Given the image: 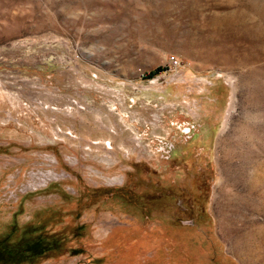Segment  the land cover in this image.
Segmentation results:
<instances>
[{
  "label": "rangeland",
  "instance_id": "rangeland-1",
  "mask_svg": "<svg viewBox=\"0 0 264 264\" xmlns=\"http://www.w3.org/2000/svg\"><path fill=\"white\" fill-rule=\"evenodd\" d=\"M254 2L0 0V264H264Z\"/></svg>",
  "mask_w": 264,
  "mask_h": 264
},
{
  "label": "bare ground",
  "instance_id": "bare-ground-1",
  "mask_svg": "<svg viewBox=\"0 0 264 264\" xmlns=\"http://www.w3.org/2000/svg\"><path fill=\"white\" fill-rule=\"evenodd\" d=\"M251 12H253L255 15H259V14H263L264 15V3H257V2H254L252 5L249 6ZM236 16L232 17L230 20L232 25H233V28L235 30H246V31H252V32H259L261 33L262 31L261 30H258V29H254L253 27H249V24L251 23V17H245L243 16V14L240 12H237L235 14ZM226 21L229 22V20L225 19ZM250 22V23H249ZM230 26V24H229Z\"/></svg>",
  "mask_w": 264,
  "mask_h": 264
},
{
  "label": "flooded vegetation",
  "instance_id": "flooded-vegetation-1",
  "mask_svg": "<svg viewBox=\"0 0 264 264\" xmlns=\"http://www.w3.org/2000/svg\"><path fill=\"white\" fill-rule=\"evenodd\" d=\"M183 133L185 135V137L189 140L191 139V137L193 136V134L195 133V131H197V127L195 126V124H188L182 127ZM175 149V144L172 141H167V140H163L162 144H161V153L163 155L164 159L169 160L173 151Z\"/></svg>",
  "mask_w": 264,
  "mask_h": 264
},
{
  "label": "trees",
  "instance_id": "trees-1",
  "mask_svg": "<svg viewBox=\"0 0 264 264\" xmlns=\"http://www.w3.org/2000/svg\"><path fill=\"white\" fill-rule=\"evenodd\" d=\"M10 242V240L9 239H6V240H2V241H0V244H1V246L3 245H5V246H7V244ZM9 245V244H8ZM31 249H33L32 248V246H31V243L30 242H27V243H25L24 244V246L22 247V248H20L19 250H18V252H17V254H15L16 255V257H18V259H20L21 258V256H30L29 255V253H31L32 252V250Z\"/></svg>",
  "mask_w": 264,
  "mask_h": 264
},
{
  "label": "built area",
  "instance_id": "built-area-1",
  "mask_svg": "<svg viewBox=\"0 0 264 264\" xmlns=\"http://www.w3.org/2000/svg\"><path fill=\"white\" fill-rule=\"evenodd\" d=\"M170 61H171V63H172L173 65H175V66H178V65H179V62H178V60H177L175 57H172V58L170 59Z\"/></svg>",
  "mask_w": 264,
  "mask_h": 264
}]
</instances>
